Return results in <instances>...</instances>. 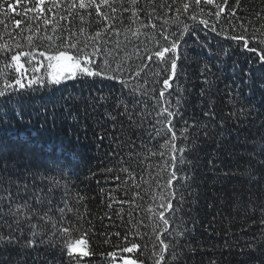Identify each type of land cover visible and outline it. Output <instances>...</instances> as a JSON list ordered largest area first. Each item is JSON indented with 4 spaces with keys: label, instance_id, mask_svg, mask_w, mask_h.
<instances>
[{
    "label": "trees",
    "instance_id": "16d2710c",
    "mask_svg": "<svg viewBox=\"0 0 264 264\" xmlns=\"http://www.w3.org/2000/svg\"><path fill=\"white\" fill-rule=\"evenodd\" d=\"M35 2L26 0L24 7ZM43 2L51 10L40 19H30L36 13H25L24 7L17 9L19 16L10 12L11 19L0 15L4 21L0 45L10 47L9 62L11 54L33 52V57H21L26 75L46 81L50 75L61 74L63 61L49 62L39 52L51 55L71 41L81 47L87 44L86 51L91 53L96 45L89 37L101 30L98 46L106 51L93 58L101 67L105 60L112 68L119 63L128 87L101 77L38 87L24 97L23 123L13 116L7 124H0V175L13 204H23L42 189L44 203L32 200V207L39 216L47 213L58 222L57 227L62 223L68 228L69 242L86 238L89 252L88 256L74 253L69 257L63 237L58 234L48 240L51 221L33 217L32 223L44 227L47 242L23 253L19 247L8 248L2 252L7 257L5 264H123L125 259L135 264H157L158 260L169 264L173 253L182 254L179 264H264V152L260 151L264 145V65L258 64L254 52L236 48L235 41L198 23L206 19L218 31L232 33L235 29V34L246 28L249 36L255 32L259 38L264 34V0H241L239 8L235 0H229L236 15L226 8L219 20L213 5H202L201 12L194 0H136L135 4L132 0H94L87 9H80L78 0L74 9L69 8L73 0ZM183 3L193 5L189 13H184ZM189 14L196 15L197 22L181 42L178 78L170 81L167 91L172 93L173 105L181 97V115L173 120L176 128L183 129L185 121L191 127L187 141H176L188 146L183 154L186 161L177 165L178 178L173 182L178 186L173 204L180 211L174 216L165 213L172 223L164 225L155 213L162 210L158 207L160 193L171 191L166 187L173 171L170 156L178 154L163 147L165 131L157 135V129L165 126L157 123L156 113L163 107L157 104L163 76L171 73H160L158 59L151 62L148 55L168 45L165 35L173 39L172 33L179 35L184 24L193 26ZM15 20L22 21L19 28ZM230 44L233 47L227 49ZM4 59L0 54V88L5 78L18 77L14 66L5 68ZM167 135L170 138L171 133ZM185 175L190 178L186 182L180 179ZM49 177L61 185L52 192L48 191L52 186ZM57 207L65 208L63 218ZM8 213L5 200L0 208V231L5 235L9 224L17 228ZM19 229L24 233L22 240H27L28 221L19 224ZM133 244L137 245L133 252L123 251ZM164 244H169L166 250Z\"/></svg>",
    "mask_w": 264,
    "mask_h": 264
},
{
    "label": "snow or ice",
    "instance_id": "6c2138e0",
    "mask_svg": "<svg viewBox=\"0 0 264 264\" xmlns=\"http://www.w3.org/2000/svg\"><path fill=\"white\" fill-rule=\"evenodd\" d=\"M105 3H107V0H104ZM26 3V0H15V3H13V0H0V15H3L4 17H8L11 19V17L8 16L10 12H14L15 15L19 16L20 12L17 10L20 7H24ZM94 0H78V6L80 9H87L93 6ZM132 3L135 4L136 0H132ZM241 4V0H235V7L239 8ZM202 5H213L216 8V12L214 15L217 17V20L221 18V14L226 11L229 12L230 15L235 16L236 13L233 8V4L229 3V0H222V3H215L214 0H194V6L200 8V11L203 12ZM56 7H59V5H55ZM76 0H73V2L69 5V8H76ZM190 7H193V5L189 3H183L182 8L184 13H189ZM51 9L46 6L43 2V0H36L35 3H33L30 7H24L25 13L27 12H33L36 13V16L31 17L30 19H40L46 11H50ZM115 11V9H113ZM179 11V9H178ZM96 14L99 16L101 15V8L97 5L96 6ZM135 14V13H134ZM211 14V13H209ZM189 18L193 20L194 24L193 26H189L187 24H184L182 30L179 32V35H177L175 32L172 33V36L175 37L173 39H170L168 35L164 36V39L166 41H169L168 45L159 47L157 50H153L148 55V60L151 62H155L156 59L159 61L160 66V73H170L163 76V88L159 91V98H157V104H162L163 107L159 109V111L156 113L157 116V123L164 125L165 129H157V135L161 130L165 131V138H166V144L163 145V147L170 150L171 153H177L178 155H171L170 156V164L169 166L173 169L169 173V178L166 183V187L168 189H171V191L167 192L166 194L164 192L160 193V201L158 207H160L162 210L155 213V215H158L159 220L164 225H169L172 223L171 216H174L176 212L180 211L179 206H174L173 201L176 200V194L178 192V186L174 184L173 182L177 180V165L183 164L186 161L185 156L183 155L184 152L187 149V145L179 146L176 144L177 140H184L187 141L189 139V128L191 125L188 124L187 121L184 122V128L183 129H177L176 124L173 122L175 117H178L181 115L180 108H181V97L176 98V103L173 105L171 103L170 97L172 96L171 92H168L167 90L171 87L170 81H173L175 78H178V61L180 60V46L181 42L184 39V36L189 32L192 31L196 22H197V16L194 14H189ZM178 19V17H177ZM167 22V21H166ZM4 21L0 20V24H3ZM15 26L17 28L20 27L22 21L21 20H15L14 21ZM44 23L47 24V19L44 20ZM199 24L203 25L205 29H209L212 32H215L218 36H223L224 39L235 41V47L236 48H242L248 52H254L256 56L259 57L258 64L264 65V34H261L259 38H257L256 33L254 32L251 36L247 34V29L245 28V31L243 33L235 34V29H233L232 33L227 32L226 30L218 31L216 26L209 25L208 21L206 19H199ZM154 27V26H153ZM241 27H244L241 25ZM31 29H29L30 31ZM83 31V30H81ZM103 32L101 30H98L95 32V35L90 36L89 39L95 42V45L93 47V51L87 52L86 48L88 47L87 44L84 45V47H81L79 42H71L69 41L67 43L66 48H57L53 54L47 55L45 52L41 51L39 52V55L42 57H45L49 62L51 61H57V62H65V67L67 68V71L63 74H55L48 76L47 80H42L39 78H36L33 76L32 78H29L26 75V69H25V63L21 61V57H33V52H25V51H19L15 54L10 55V62L8 60V55L11 52V49L8 45H0V54H3L5 59L3 61L5 68L9 69L14 66L15 72L18 74V77L9 80L7 78L4 79V87L0 88V98H4L6 96L9 97L7 100L0 99V108L3 109V111H0V124H7L9 120L12 119V117H16L19 119L22 123L24 122V110H23V104H24V97L27 95L28 91H36L38 87H48V86H56L60 85L63 81L70 80V79H77V78H95V77H101L108 80H116L124 85V87H128V82L126 79H123L121 76L122 68L119 63H117L116 68H112L111 64L108 60L104 61V66L101 67L97 60L93 57H99L102 52H105L106 50L99 47V38L102 36ZM119 35V33H116ZM74 35V34H73ZM135 35V33H133ZM29 44H31L32 37H28ZM63 43V41H62ZM250 44L252 46H250ZM17 48L20 47V45H16ZM233 45H228L227 49H231ZM71 51V53L69 52ZM227 51L225 52V55H227ZM252 63H257V61L253 58H249ZM30 62V61H29ZM170 64V69H169ZM95 66V67H94ZM207 69V66L205 65V68L202 69V75H204L205 70ZM38 71V69H36ZM160 73H157L156 75H160ZM136 75H139V71H137ZM26 81V83H25ZM207 77L205 76V83H207ZM36 86V87H34ZM20 90H24V92H21ZM203 94V90H202ZM101 99H104L101 97ZM127 106L125 105V109ZM175 109V110H174ZM205 115H210V113H205ZM245 112L241 110V116H244ZM52 119L55 120V111H53ZM28 123H31V120L28 121ZM168 133H171L170 138L168 137ZM179 133V134H178ZM101 139H103V136H101ZM261 152H264V145H261L260 148ZM163 155V153H161ZM264 163V160L261 161ZM16 162H12L11 166L15 167ZM9 166L8 162L4 163V167L7 168ZM126 171V169H125ZM250 174V173H249ZM255 178V177H254ZM3 179L4 177L0 175V208H2L3 203L5 200L9 202V215H11L14 220L13 223L17 225V228H13L11 224L8 225V232L7 235L3 231H0V264H5V260L7 257L2 256V252H6L8 248L10 247H19L20 251L23 253L27 249L35 250L40 244L46 243L43 239V236L45 234V229L43 226H41L38 222L32 223L33 217H38V219H42L45 221V223H48L51 221L53 231L48 236V240H52L54 237H57L59 234L61 237H63V244L66 246V252L69 257H73V254H78L81 257L88 256L89 252L87 250V239L86 238H80L75 239L74 242H69L67 240L68 235H70L69 229L64 228L62 223H60V226L57 227L58 222L53 220L52 217H50L47 213L44 214V216H39L38 211L32 207L31 201L35 200L36 204H43L45 193L42 189L37 190L34 192L33 196L29 197L28 200L24 201L23 204L21 203H15L13 204L12 196L10 193V190H6L3 188ZM41 180L45 179L43 175L40 177ZM51 187H49L48 191L52 192L54 189L59 188L60 182L55 177H49L48 178ZM180 179H183L185 182L190 179L187 175L180 177ZM19 183V182H17ZM65 188V195H67V188L68 185L65 183L63 185ZM25 191H27V184L24 185ZM17 196H19V193H17ZM184 197L183 194H180V203H183ZM48 204L51 205L52 201L49 199ZM65 208H67L68 211H72L71 208L68 207L67 201H64ZM65 208H59L57 207L56 211L59 212L61 218L65 215ZM149 212H153L152 208L148 209ZM165 213H171V216L165 215ZM24 221H28V227L31 229L29 238L27 240H22V237L24 235L23 230L19 229V224H21ZM163 231H168L167 228H164ZM19 232V235H15L14 233ZM178 236H182L183 233L177 231ZM159 239V237H158ZM163 243V241H161ZM169 247V244H164L163 248L166 250ZM137 248L136 244H133L132 247H124L123 251L131 253ZM64 248L61 249V254L63 255ZM113 258H115L116 254H111ZM182 254L173 253L171 261H169V264H179V260L181 259ZM163 255L161 254L160 259H163ZM18 264V262H17ZM77 264H79V261H77ZM123 264H135V261L132 259H125L123 261ZM157 264H159V260L157 261Z\"/></svg>",
    "mask_w": 264,
    "mask_h": 264
},
{
    "label": "bare ground",
    "instance_id": "6f19581e",
    "mask_svg": "<svg viewBox=\"0 0 264 264\" xmlns=\"http://www.w3.org/2000/svg\"><path fill=\"white\" fill-rule=\"evenodd\" d=\"M61 65H65V62H63Z\"/></svg>",
    "mask_w": 264,
    "mask_h": 264
},
{
    "label": "rangeland",
    "instance_id": "374dc122",
    "mask_svg": "<svg viewBox=\"0 0 264 264\" xmlns=\"http://www.w3.org/2000/svg\"><path fill=\"white\" fill-rule=\"evenodd\" d=\"M63 63V62H62Z\"/></svg>",
    "mask_w": 264,
    "mask_h": 264
}]
</instances>
